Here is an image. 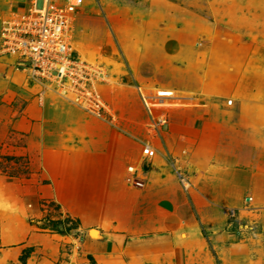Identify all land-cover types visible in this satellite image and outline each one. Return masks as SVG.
Wrapping results in <instances>:
<instances>
[{
    "label": "rangeland",
    "instance_id": "obj_1",
    "mask_svg": "<svg viewBox=\"0 0 264 264\" xmlns=\"http://www.w3.org/2000/svg\"><path fill=\"white\" fill-rule=\"evenodd\" d=\"M31 4L0 0V264H242L241 258L264 264V122L256 129L262 152L247 154L261 189L247 191L242 202L209 198L186 161L191 108L245 99L248 109L259 104L264 117V0H84L71 17V46L107 78L97 86L110 109L106 120L4 52L3 27ZM43 6L36 1L37 9ZM111 130L131 131L141 156L126 141L124 160L109 164L105 179L94 175L90 161L75 164L73 174L66 163L72 154L88 152L83 142H98ZM147 144L157 151L151 159L143 154ZM52 157L66 161L53 168ZM140 163L150 166L143 177L133 176L128 167ZM152 181L154 200L184 197L196 232L183 234L181 251L159 243L165 220L139 200Z\"/></svg>",
    "mask_w": 264,
    "mask_h": 264
},
{
    "label": "crops",
    "instance_id": "obj_2",
    "mask_svg": "<svg viewBox=\"0 0 264 264\" xmlns=\"http://www.w3.org/2000/svg\"><path fill=\"white\" fill-rule=\"evenodd\" d=\"M229 101H231V105H227L226 101L216 107L202 104L199 108L190 109L191 114L193 113V116H190L193 123L191 126L192 134L189 139V153L186 154V161H189L188 165L192 168L191 177L195 179L198 186L204 185L206 187L207 191L210 192L209 198L215 201L220 200V204L234 206L242 202L247 191H249L248 195H255L261 189V178L248 170L250 162L247 160V154L251 158L252 154H259L263 150L261 134L256 129L262 125L264 117L262 116L263 110L259 104L257 106L253 104V109H248L247 103H245L247 100L245 99L243 100V104L238 102L239 99H229ZM242 106L246 107V109H243ZM245 114H248L247 118L243 117ZM243 119H248V123L241 121ZM110 132H115L116 137L118 136V138L126 140L115 142L112 140L113 138L110 139L112 137L110 136ZM108 133L102 134L98 142H93L92 144L83 142L82 146H87L88 152L74 153L69 159L70 161L59 159L70 164L69 170L72 173L75 171L73 169L75 164L82 167L81 162L90 161L89 163L94 164L96 168L93 169V171H96L94 175H98L102 180L108 177L109 164H113L114 162L116 165L117 162L124 160L121 155L127 142L131 145L134 143L138 151L135 156L137 158L141 156V147L137 146L138 142H135L136 140L133 138L135 135L131 131L124 130L121 132L111 130ZM123 142L126 143L123 145ZM163 145L167 151L171 150V145L166 142ZM87 154L89 157L86 158ZM59 159L52 157L50 162L53 168H55L56 161H59ZM149 166V164L146 166L142 163L138 164L137 170L139 172L137 174L143 177V168ZM79 167L76 175L81 173L79 172ZM139 182L142 183V181ZM149 185L148 190L140 192L141 197L139 200L142 202L147 201L149 205L154 206L151 212L150 210H146V212L154 215L157 219L165 220L161 227V237L163 239H159V243L161 241L164 245L172 243L178 251H181L184 248L183 234L186 232V236L190 238L196 232V230L189 228V213L181 205L184 197L179 194L175 196L172 194L169 197L167 194L164 196L166 198L161 197L158 200H154V197H158L156 193L158 184L155 185L152 181ZM134 193L137 194V191ZM133 200L138 201L134 198ZM166 204L167 207L165 206ZM166 211H168V215L165 213ZM241 260L242 264H244L243 258Z\"/></svg>",
    "mask_w": 264,
    "mask_h": 264
},
{
    "label": "built area",
    "instance_id": "obj_3",
    "mask_svg": "<svg viewBox=\"0 0 264 264\" xmlns=\"http://www.w3.org/2000/svg\"><path fill=\"white\" fill-rule=\"evenodd\" d=\"M36 1L32 0L26 14L3 27L4 52L26 62L32 74L55 85L60 96L86 113L106 120L110 109L97 86L103 85L107 78L100 68L79 60L71 46V17L76 15L84 0H68L63 7L52 0H44L42 9L35 7ZM143 154L151 159L157 151L147 144ZM128 171L133 176L138 172L134 166H129ZM180 179L185 187L188 186L186 179Z\"/></svg>",
    "mask_w": 264,
    "mask_h": 264
},
{
    "label": "bare ground",
    "instance_id": "obj_4",
    "mask_svg": "<svg viewBox=\"0 0 264 264\" xmlns=\"http://www.w3.org/2000/svg\"><path fill=\"white\" fill-rule=\"evenodd\" d=\"M170 95H173V93H170V92H164V91H163V92L161 91V92L159 93V96H162V97H163V96H170Z\"/></svg>",
    "mask_w": 264,
    "mask_h": 264
}]
</instances>
